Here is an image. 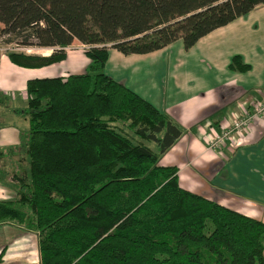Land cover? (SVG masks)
Wrapping results in <instances>:
<instances>
[{
	"label": "trees",
	"instance_id": "obj_1",
	"mask_svg": "<svg viewBox=\"0 0 264 264\" xmlns=\"http://www.w3.org/2000/svg\"><path fill=\"white\" fill-rule=\"evenodd\" d=\"M260 5L0 0V38L51 50L8 51L12 64L59 63L74 40L89 60L81 74L28 80L25 108L16 110L28 132L7 153L21 147L28 161L11 177L14 197L0 200V223L36 234L40 264H264V223L181 188L177 168L158 162L183 130L104 72L109 49L143 55L181 40L188 50ZM228 68L250 69L239 56Z\"/></svg>",
	"mask_w": 264,
	"mask_h": 264
},
{
	"label": "crops",
	"instance_id": "obj_2",
	"mask_svg": "<svg viewBox=\"0 0 264 264\" xmlns=\"http://www.w3.org/2000/svg\"><path fill=\"white\" fill-rule=\"evenodd\" d=\"M84 51V45L74 40L66 48L63 61L37 69L17 67L1 54L0 111L2 102L18 99L22 107L26 105V82L30 79L83 73L89 63ZM234 56H239L249 71H231L228 67ZM104 72L183 130L158 162L160 166L177 168L181 188L264 223V118L251 123L239 145L212 151L203 144L209 125L217 129L230 124L264 93V5L212 31L188 50L181 40L143 55L125 56L109 49ZM16 110L8 114L7 121L0 114V150L19 146L20 129L9 122L16 115L23 116ZM24 159L20 149L2 153L0 166L13 169L24 165ZM14 195L0 182V200ZM7 225L10 231L5 233L12 239L4 253L0 249V264H38L34 248H26V244L20 251L8 252L19 236L27 238L29 232L0 223L2 229Z\"/></svg>",
	"mask_w": 264,
	"mask_h": 264
},
{
	"label": "rangeland",
	"instance_id": "obj_3",
	"mask_svg": "<svg viewBox=\"0 0 264 264\" xmlns=\"http://www.w3.org/2000/svg\"><path fill=\"white\" fill-rule=\"evenodd\" d=\"M0 50H2L3 52L13 51V50L22 51L21 48L18 47V45L16 43H11V44L6 43L5 37L0 38ZM25 50H26L25 51L26 53L39 54V55H43V56L49 55L51 53L50 49H31V48L27 49V48H25ZM5 55H6V53H5ZM26 100H27V95H26ZM24 107L25 106L22 107V104L20 102H18V99L16 100V102L15 101L14 102L11 101L9 103H8V101L4 102V103L2 102L0 114L4 115V120L7 121L8 118H6V117H8L9 113H10V115L13 114V113H11V111H13V108H17L18 110L19 109L23 110ZM23 118H24L23 116L21 118H17V115H16L15 117H12L9 119L10 120L9 122L11 123L10 125L17 126L20 129L19 146H20V144H23V143H21V141L26 138L27 132H28L27 122L25 121L26 123H24ZM7 126H9V125H7ZM117 126L119 129H121V131L124 135L131 137L132 138L131 140L134 143H136L135 141H138L136 139V137L132 135V132H130V131L128 132L126 129H123L119 124H117ZM148 145L150 148L155 150L154 145H152V144H148ZM11 148H14V147H11ZM1 149H2V150H0L1 152H3L4 154H7L8 148L5 147V148H1ZM20 150L24 151L23 148H21V147H20ZM20 161H22V160H20ZM27 161L28 160L25 157L24 165H20V167L25 168V166H27ZM0 168H1L0 171H2V172H0V177L3 178L2 181H0V182L2 184H6L7 187H9L13 191L14 187L11 186V184H13V182H11L12 181L11 177L13 175V172L18 171L17 166H15V168L12 169V167H10L8 165L7 166L1 165ZM5 171H7V172H5ZM3 173H5L7 176L4 177ZM11 230H14V229H11ZM18 230H22V229L18 228ZM5 231L6 232L10 231L8 225L3 227V229L0 226V249H3L4 247H6L7 243L9 241H11V239H12L11 236L9 235V233H5ZM22 231H24V230H22ZM25 244L27 246L26 248H29V247L34 248L35 251H33V253L37 258L35 261L39 262V254H38V247H37V236L34 233H29V236L27 238L19 236V241H17L15 243V245L12 247V249L10 248L8 252L20 251L22 248H24ZM29 252H31V251H29Z\"/></svg>",
	"mask_w": 264,
	"mask_h": 264
},
{
	"label": "built area",
	"instance_id": "obj_4",
	"mask_svg": "<svg viewBox=\"0 0 264 264\" xmlns=\"http://www.w3.org/2000/svg\"><path fill=\"white\" fill-rule=\"evenodd\" d=\"M5 53L0 50V55ZM256 118H264V93L245 112L234 117L230 124L221 125L217 129L209 125L203 137L204 146L208 150L219 151L227 145H239V139L247 133Z\"/></svg>",
	"mask_w": 264,
	"mask_h": 264
},
{
	"label": "water",
	"instance_id": "obj_5",
	"mask_svg": "<svg viewBox=\"0 0 264 264\" xmlns=\"http://www.w3.org/2000/svg\"><path fill=\"white\" fill-rule=\"evenodd\" d=\"M43 56V55H42Z\"/></svg>",
	"mask_w": 264,
	"mask_h": 264
}]
</instances>
